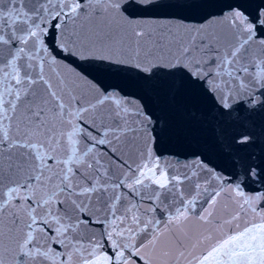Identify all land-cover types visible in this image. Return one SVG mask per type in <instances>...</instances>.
<instances>
[{
  "label": "snow or ice",
  "instance_id": "snow-or-ice-1",
  "mask_svg": "<svg viewBox=\"0 0 264 264\" xmlns=\"http://www.w3.org/2000/svg\"><path fill=\"white\" fill-rule=\"evenodd\" d=\"M192 4L0 0V264H264V161L243 151L264 111V0L200 22L176 10ZM185 89L209 99L190 123L238 171L162 162ZM221 198L233 210L218 216Z\"/></svg>",
  "mask_w": 264,
  "mask_h": 264
},
{
  "label": "water",
  "instance_id": "water-1",
  "mask_svg": "<svg viewBox=\"0 0 264 264\" xmlns=\"http://www.w3.org/2000/svg\"><path fill=\"white\" fill-rule=\"evenodd\" d=\"M188 2L195 3L189 5L192 19H195L196 22H200L201 19L207 18L209 14L219 15L222 14L223 11H226L229 7H235L236 5L243 6L251 12L254 7L260 3V0H202V2H200V0H188ZM209 31L213 33L218 32L220 31V27L215 25L210 28ZM251 121L252 122L249 123L247 130L253 134L255 143L249 145L243 151L253 153L257 162L264 161V111L257 110L252 115ZM219 152L222 169L227 170L228 172L238 171V169L231 168V159L227 155V150H222L219 146ZM245 190L250 194H254L262 189L260 184H249ZM227 203L228 210L232 211L233 205L228 200Z\"/></svg>",
  "mask_w": 264,
  "mask_h": 264
}]
</instances>
